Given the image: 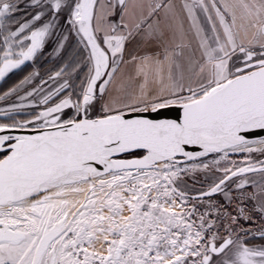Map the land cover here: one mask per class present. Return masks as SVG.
I'll return each instance as SVG.
<instances>
[{
  "label": "snow or ice",
  "instance_id": "6c2138e0",
  "mask_svg": "<svg viewBox=\"0 0 264 264\" xmlns=\"http://www.w3.org/2000/svg\"><path fill=\"white\" fill-rule=\"evenodd\" d=\"M30 6L31 20L13 29L6 21L17 0H0V79L37 55L62 16L80 48L77 67L87 73L78 91L68 66L40 78L19 98L40 95L44 109L32 120L0 123V264H264V244L243 239L255 235L253 226L264 237V183L233 180L264 173V160H251L252 153L264 155V0H184L179 10L171 0ZM237 8L257 29L247 43L237 38ZM178 37L193 56L200 53L186 66L171 48ZM58 39L62 48L68 36ZM137 39L158 51L125 61ZM122 63L134 65L130 79L144 78L138 90L105 100ZM145 64L155 67V87ZM11 94L18 88L5 96ZM23 107L13 103L7 112ZM171 107L182 116L140 115ZM29 126L39 134H8ZM190 145L200 151H188ZM230 153H247L248 162L228 163ZM209 154L214 158L204 159ZM181 157L199 163L187 166ZM201 170L213 174L212 182L189 196L183 177Z\"/></svg>",
  "mask_w": 264,
  "mask_h": 264
},
{
  "label": "crops",
  "instance_id": "0c3cea01",
  "mask_svg": "<svg viewBox=\"0 0 264 264\" xmlns=\"http://www.w3.org/2000/svg\"><path fill=\"white\" fill-rule=\"evenodd\" d=\"M173 4L176 5V9L179 10L180 7L182 6L184 0H171ZM222 3H228V4H239L241 0H221ZM17 3L19 5L18 10L16 11H22L23 13L21 14L22 18L20 20V23H16L15 25H12V28L15 29L19 24L25 23L26 21H30L32 15H34L36 9L33 8L31 5V0H17ZM20 9V10H19ZM16 11L12 14H16ZM163 13H161V16ZM48 17H45V20H47ZM201 22L205 23V26H207L206 22L204 21L203 14H201ZM69 26L66 24L65 20L63 19V16L61 17L59 21V27L55 29L54 34H52L45 42L44 47L37 53L40 54V52L48 50V57L50 58H57L60 59L69 46V44L76 39L75 35L69 34L68 32ZM236 30L238 32V41L243 39L245 43H247L248 40H251L253 37V34L256 32L257 29L251 28L249 26L248 20L245 18V14L242 8H237L236 9ZM62 35H67L68 40L63 42V47H60V38ZM165 39H170V34L169 36H166ZM188 40H181L179 37L171 41V48L175 50L176 52H182L183 55L179 57V62L184 64L185 66L187 65V60L189 57H192L193 59H198L199 58V51L195 52V55L193 56V52L191 48L185 47L183 45H187ZM178 45H181L178 47ZM193 47H195V42H193ZM156 51H158L157 45L155 43H146V42H141L139 39L136 41H133L132 43L128 44L127 46V52L125 53L124 59L127 61L129 59V54H135L138 56H143L145 54H153ZM37 55L31 59L26 61L25 63L33 62L34 59L37 57ZM24 63V64H25ZM239 63V62H237ZM23 65V64H22ZM53 66V65H52ZM143 71L145 74H147L148 79H149V86L150 87H155V85L151 84V80L154 76L155 73V67L150 65V64H145ZM173 71L175 72V68L173 67ZM34 73H38L36 70L33 71L29 77H33ZM187 74V73H186ZM136 75V70L134 65L129 64V63H122L120 64V71L116 74L112 84L109 86V91L108 95L105 97V100H109L112 98H117L121 95H123L124 90H131V91H136L138 90V85L140 82L143 80L144 77H138L136 79H130V77H135ZM28 78V77H26ZM36 78V77H35ZM35 78H30L31 83L35 80ZM26 81V80H25ZM49 83L51 82L50 80L48 81ZM53 86V82L48 84L46 87V90L49 87ZM32 98V97H31ZM25 99V100H29ZM35 104H29L27 107L34 106ZM66 109L65 111H67ZM244 180H247L248 182H255L257 185L264 183V173H261L259 171L256 172H251L248 173L247 175H243ZM241 180V179H240ZM239 180V181H240ZM253 191L255 190L252 188ZM244 240L248 238H244ZM249 246H258L264 244V241H259V242H247Z\"/></svg>",
  "mask_w": 264,
  "mask_h": 264
},
{
  "label": "rangeland",
  "instance_id": "374dc122",
  "mask_svg": "<svg viewBox=\"0 0 264 264\" xmlns=\"http://www.w3.org/2000/svg\"><path fill=\"white\" fill-rule=\"evenodd\" d=\"M21 16H15L13 19H10L9 21H7L8 25H15L16 23H20L21 20ZM7 33H5L6 35ZM4 37L0 36V49L6 47V45H4L3 43ZM75 41H77V38L74 39ZM0 55H2V52H0ZM30 65L32 69L30 70H25L27 71L22 77L21 76H16L10 79H7V77L9 75H11V73H13L14 71H19L21 69H23L25 67V65ZM61 65V64H60ZM57 66V64L55 65ZM55 66H49V65H45V64H41V68L44 69H40V66H36V68H34L33 64L31 62L29 63H25L23 65H21L19 68L17 69H13L10 72L6 73V75L0 79V123H7V124H12L14 121L16 122H23L26 120H32L35 116V114H37L38 112L42 111L45 107V105L40 104V95L34 96L32 98H30L29 100H21L19 97L20 96H24L26 94L27 91H31L34 87H36L37 85L40 84V78H43L44 80H48V77L50 75H53L56 71H59L57 69H55ZM28 68V67H27ZM37 71L39 73V77L33 76V77H29L30 74L33 71ZM87 73V68L84 67L83 65L80 66V68H78L76 71L73 70L70 72L71 74V82L75 79H73L74 77L79 78L78 81H73L75 86H79L81 83V80L84 79L85 75ZM26 77H28L27 79L30 78H35V80L32 83H28L26 82ZM7 79V80H6ZM52 82V81H51ZM50 82V83H51ZM48 82V84H50ZM45 85V90L46 87L48 86ZM14 88H18V94H11L8 96H5V94L10 93L12 89ZM63 97H58L55 100H52L51 103H58L59 99H61ZM73 99H75L73 97ZM13 103H17V104H24L25 107H23L22 109H19L18 111H13V112H7V110L11 107V105ZM29 104H35L34 106L31 107H27L29 106ZM99 108L100 105L97 104L96 105V110L93 112V115L98 114L99 112ZM71 110H67L65 111L66 114H69ZM7 112V115H4L3 113ZM22 115H26L25 117ZM29 127H34V126H29ZM215 154H209V156L207 158V160H212L214 158ZM2 156H0V158H2ZM248 158H249V154L247 153H230L229 157H228V163L231 162H236L237 164H244L248 162ZM251 160L252 161H260V160H264V155H261L260 153H252L251 154ZM193 163H199V159L196 161H188L185 162L184 164L187 166L192 165ZM222 164L225 162H221ZM251 173V172H249ZM248 173H245L243 175H247ZM244 178L243 176H239V177H234L233 180H235L237 183L239 182L240 179ZM213 179V174L212 173H206L204 171H197L193 174H189L187 176L183 177V184L181 185V188L186 191V193L189 196H195L197 195L200 191H206L208 185L212 182ZM186 186V187H185ZM234 187V185H233ZM247 191L251 192L253 191L252 187H248ZM213 199H222V197H213ZM253 203L251 201H245V204L247 205V207L249 209H252L253 207ZM191 206V204H189V207ZM253 233H255L254 236H260L258 232H256V226H253L252 229ZM253 236H248V237H244V238H251ZM254 238V237H253ZM252 238V243L254 242H259V241H264V237L263 238H259L256 239L257 237H255L254 239ZM258 240V241H256Z\"/></svg>",
  "mask_w": 264,
  "mask_h": 264
},
{
  "label": "flooded vegetation",
  "instance_id": "af4514ba",
  "mask_svg": "<svg viewBox=\"0 0 264 264\" xmlns=\"http://www.w3.org/2000/svg\"><path fill=\"white\" fill-rule=\"evenodd\" d=\"M20 10V9H19ZM23 12L22 11H16V14H14V15H12L11 14V16H12V18L11 19H13L15 16H22L21 14H22ZM6 23H7V21H6ZM9 26H11L12 27V25H9ZM76 43H77V41H75V40H73L70 44H69V46L67 47V49L65 50V52L63 53V55H62V57L60 58V59H57V58H50V57H48V50H46V51H43V52H40V54H38L37 55V57L34 59V61L32 62V64H33V66H34V68H36V66H40V69H44V68H41V64H45L46 66L47 65H53V67L57 64V66H55V69H57V70H61L62 68H65V66H67L68 65V63L70 62V60L72 59V58H74V57H76L78 60H80L81 59V57L78 55V53H79V51H80V48H77V49H74V52H73V54L71 55V56H67L68 55V53H69V51L72 49V48H74V46L76 45ZM2 49V48H1ZM68 57V58H67ZM61 64V65H60ZM81 66V65H80ZM80 66L78 67V68H80ZM77 68V69H78ZM76 69V70H77ZM75 70V71H76ZM14 72H17V70L16 71H14ZM13 72V73H14ZM13 73H11V74H13ZM10 76V75H9ZM73 79H75V80H73L74 82L75 81H78V79L79 78H77V77H74ZM72 81V84H73V88L76 90V91H78L79 90V86H75L74 85V82ZM75 98V97H74ZM254 238L255 237H261V236H253ZM253 237H251V238H248V239H246V242H252L251 240H252V238ZM253 238V239H254ZM263 238V237H262Z\"/></svg>",
  "mask_w": 264,
  "mask_h": 264
},
{
  "label": "water",
  "instance_id": "95a60500",
  "mask_svg": "<svg viewBox=\"0 0 264 264\" xmlns=\"http://www.w3.org/2000/svg\"><path fill=\"white\" fill-rule=\"evenodd\" d=\"M140 115L142 116V118L153 119V120H176L180 116H182V112L180 109L176 107H171L167 109H161L156 112L149 110L147 112H142ZM39 131L40 130L36 129L35 127H27L24 129H12L8 134L12 136H32L39 134ZM187 150L191 152L200 151L198 146H191V145L188 146ZM180 159L182 163L188 162V161H184L182 157Z\"/></svg>",
  "mask_w": 264,
  "mask_h": 264
},
{
  "label": "trees",
  "instance_id": "16d2710c",
  "mask_svg": "<svg viewBox=\"0 0 264 264\" xmlns=\"http://www.w3.org/2000/svg\"><path fill=\"white\" fill-rule=\"evenodd\" d=\"M77 48H79V46H78V44L76 43V45L74 46V48H72L70 51H69V53H68V57L69 56H71L72 54H73V52H74V49H77ZM67 57V58H68ZM77 61H79L76 57H74V58H72L71 60H70V62L68 63V67H67V71L70 73L71 71H73V70H76L78 67H77ZM28 67V68H27ZM30 69H32L31 68V66L30 65H25V67L23 68V69H21V70H19V71H17V72H14L13 74H11L10 76H8L7 77V79H10V78H13V77H16V76H23L27 71H25V70H30ZM28 73V72H27ZM6 79V80H7ZM25 117L26 115H22V117ZM2 155H4V154H2V153H0V156H2ZM259 238H262V237H258V238H256V239H259ZM256 241H258V240H256Z\"/></svg>",
  "mask_w": 264,
  "mask_h": 264
}]
</instances>
